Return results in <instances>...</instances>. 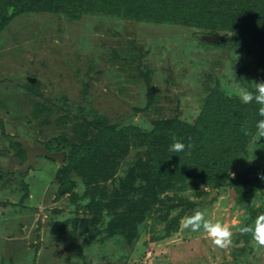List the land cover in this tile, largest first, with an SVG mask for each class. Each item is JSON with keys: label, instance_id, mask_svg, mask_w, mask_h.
<instances>
[{"label": "rangeland", "instance_id": "1", "mask_svg": "<svg viewBox=\"0 0 264 264\" xmlns=\"http://www.w3.org/2000/svg\"><path fill=\"white\" fill-rule=\"evenodd\" d=\"M44 1L0 0V264H264L238 231L264 138L237 94L264 81V0ZM22 139L65 158L25 169ZM196 211L230 248L181 227Z\"/></svg>", "mask_w": 264, "mask_h": 264}, {"label": "clouds", "instance_id": "2", "mask_svg": "<svg viewBox=\"0 0 264 264\" xmlns=\"http://www.w3.org/2000/svg\"><path fill=\"white\" fill-rule=\"evenodd\" d=\"M251 89L238 88V98L244 104H250L255 102L258 105V115L261 117L255 124V133L251 132L248 128H242L241 131L246 136H251L253 141L258 142L261 138H264V81H253ZM191 149L192 145H185L179 140L174 141L169 146V151L173 153H179L185 151V148ZM264 179V177H262ZM85 190L84 185H79V192L83 195ZM90 202V198H85L80 203L86 205ZM181 227L183 229H190L193 232H198L201 228L207 233L211 239L212 244L219 249H228L233 244V232L231 228L220 222H213L210 219H206L205 213L202 211H196L192 215H187L181 220ZM238 231L243 234H251L253 240L254 250L258 252H264V213L257 216L253 226H241Z\"/></svg>", "mask_w": 264, "mask_h": 264}, {"label": "water", "instance_id": "3", "mask_svg": "<svg viewBox=\"0 0 264 264\" xmlns=\"http://www.w3.org/2000/svg\"><path fill=\"white\" fill-rule=\"evenodd\" d=\"M202 37L207 41H219V35L215 32L210 34H202ZM28 80L33 82L35 79L29 77ZM22 143L24 149L28 153V159L26 160L25 169H28L31 165L35 164L36 158L38 156H44L46 158L57 160L58 162H63L65 158V150H51L45 144H42L37 140H34L33 144H29L26 140L22 139Z\"/></svg>", "mask_w": 264, "mask_h": 264}, {"label": "trees", "instance_id": "4", "mask_svg": "<svg viewBox=\"0 0 264 264\" xmlns=\"http://www.w3.org/2000/svg\"><path fill=\"white\" fill-rule=\"evenodd\" d=\"M11 2H13V3H16V2H19L20 3V0H10ZM22 1V0H21ZM44 3H46L45 4V6L44 7H46V8H43V9H47V10H49V9H53V7H57V8H54V9H59L58 8V6L59 5H63V3H60V4H57L58 2H57V0H45L44 1ZM54 5H57V6H54ZM62 8H64L63 6H61ZM62 8H60L61 10H62ZM70 9V8H69ZM72 9V8H71ZM64 10V9H63ZM73 11H75V9L73 8ZM101 122H103L102 123V126L101 127H106L105 125H104V120L102 119V121ZM49 149H51V150H58V151H60V150H64V149H52L51 147H49L48 145H46ZM48 159H50V158H48ZM74 160V159H73ZM76 161V160H75Z\"/></svg>", "mask_w": 264, "mask_h": 264}]
</instances>
